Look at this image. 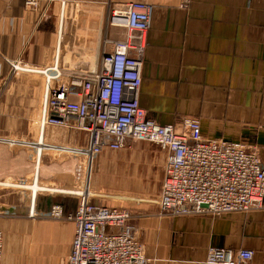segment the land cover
<instances>
[{
	"label": "crops",
	"instance_id": "crops-1",
	"mask_svg": "<svg viewBox=\"0 0 264 264\" xmlns=\"http://www.w3.org/2000/svg\"><path fill=\"white\" fill-rule=\"evenodd\" d=\"M132 1L152 6L144 47L139 54L132 51L142 78L139 104L147 117L175 127L184 118L198 119L204 137L254 146L264 166V0H56L38 12L26 10L23 0H0L1 264H64L70 253L74 225L32 215L46 213L54 202L74 212L78 197L32 192L27 169L38 145L52 153L80 150L89 137L74 128L41 123L43 71L53 74L49 68L57 55L61 60L70 56L81 68L96 67L104 41L126 36L125 30L107 26L108 13ZM13 62L21 68L13 71ZM126 149L143 154L147 170L165 162V153L155 151L153 144L124 140ZM56 155L47 158L52 171ZM62 158V165L66 159L83 160L75 154ZM107 162L103 157L93 160L81 190L87 186L91 194L92 173L98 179ZM163 179L164 170L154 200ZM100 184H95L94 204L143 197L109 193ZM125 205L115 208L141 211L133 213L131 224L148 264H204L211 246L251 251L248 264H264V209L220 217H166L158 214L156 203Z\"/></svg>",
	"mask_w": 264,
	"mask_h": 264
},
{
	"label": "built area",
	"instance_id": "built-area-1",
	"mask_svg": "<svg viewBox=\"0 0 264 264\" xmlns=\"http://www.w3.org/2000/svg\"><path fill=\"white\" fill-rule=\"evenodd\" d=\"M55 1L23 3L26 10L38 12ZM151 11L150 4L132 1L123 9L108 13L107 26L125 30L126 36L104 41L96 67L81 68L72 64L70 56L61 60L57 55L49 68L53 74L43 71L46 87L41 123L80 130L88 135L89 144L80 150H59L58 155L38 145L34 150V173L45 168L50 154L57 158L75 154L83 160L73 167L68 163L72 160L66 159L64 171L82 185L97 157L124 150V140L146 142L165 153L164 179L155 201L160 216L220 217L264 209V166L256 147L224 138H206L195 118H184L180 127L161 125L147 117L140 106L142 78L139 60L132 51L139 54L144 47ZM10 65L13 71L21 68L19 62ZM80 188L60 191L39 186L36 179L30 184L35 193L44 189L78 197L74 212H67L61 202H54L42 215L74 225L64 264H148L131 224L135 215L128 209L94 204L91 199L95 194H90L87 186ZM2 242L0 232V264ZM252 257L248 250L211 246L204 264H248Z\"/></svg>",
	"mask_w": 264,
	"mask_h": 264
},
{
	"label": "rangeland",
	"instance_id": "rangeland-1",
	"mask_svg": "<svg viewBox=\"0 0 264 264\" xmlns=\"http://www.w3.org/2000/svg\"><path fill=\"white\" fill-rule=\"evenodd\" d=\"M155 148V151H162L158 146L153 145ZM127 150V149H126ZM123 150L115 154L105 153L103 154V159L108 161L107 163L103 164L102 171L100 173L99 178L97 179V174H93V179H90V190L91 193H95L94 188L95 184L101 183L100 187L102 190H105L109 193L112 192H134L138 194H142L143 197H134V201L130 202H124L120 201L118 199H109L108 201H105L104 204L109 207H123L128 205H142L145 202L147 203H155L156 200H154L158 194L159 186L161 177L164 170V164H162V161L159 162V164L153 165V168H150L147 170L145 166V157L143 154H140V152L137 154V150H132L129 152V150ZM159 151V152H160ZM161 153V152H160ZM158 156V155H157ZM130 158V159H129ZM62 159V160H61ZM56 162L52 163L51 166H55L54 171L49 169V165L45 163V168L41 167L38 171L37 175L34 173V170L29 168L27 169V172L31 176L30 184L34 181V179L37 180V184L42 187H54L59 189L60 191L64 190H78L80 188V183L76 179H73V175L70 173H66L64 171V165L61 163L64 162V158L56 157ZM125 162L126 165L124 167H121L119 164L115 165L114 162L120 163ZM68 163H71L73 167L76 166V162L69 161ZM55 164V165H54ZM57 166V167H56ZM93 184V186H92ZM49 195L55 196L59 194L55 193H48ZM122 194V193H121ZM61 196H66L62 194ZM97 196V194H95ZM12 198V197H11ZM15 198V197H14ZM20 199V197H19ZM28 203V202H27ZM139 207V206H138ZM127 209V208H122ZM129 210V209H128ZM132 213L139 215L138 213H141V211L138 209H131L129 210ZM45 213H36V217H33L32 219H47L43 218L42 215ZM50 220V219H47ZM54 221V220H53ZM1 232V231H0ZM2 233V232H1ZM143 246V244H142Z\"/></svg>",
	"mask_w": 264,
	"mask_h": 264
}]
</instances>
